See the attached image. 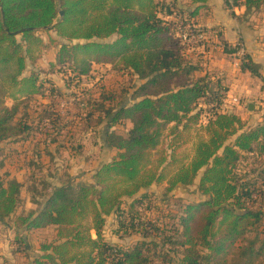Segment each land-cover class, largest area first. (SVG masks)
<instances>
[{"label": "trees", "instance_id": "trees-1", "mask_svg": "<svg viewBox=\"0 0 264 264\" xmlns=\"http://www.w3.org/2000/svg\"><path fill=\"white\" fill-rule=\"evenodd\" d=\"M208 1L0 0V143L37 132L47 145L61 146L80 122V133L103 128L113 154L89 181H44L42 202L33 199L36 208L13 219L15 241L24 249L23 232L54 229L32 264L264 262V226L258 229L264 223V120L251 125L224 111L227 86L202 73L181 37L187 25L198 35L206 31L195 25ZM223 1L229 8L243 6L247 20L264 6V0ZM53 47L51 69H37L41 53ZM223 47L232 54L238 50ZM96 64H110L139 83L117 99L92 78ZM240 67L264 82L251 55L246 53ZM55 71L70 81L93 80L75 93L68 121L51 111L60 92L46 83L52 84L47 75ZM39 96L50 102L37 101ZM34 101L42 110L30 123L25 116ZM125 121L129 129L115 128ZM194 131L190 154L182 151L184 138ZM198 176L203 197L177 200L173 191L194 185ZM162 184L159 195L152 187ZM23 187L0 173L1 223L17 212ZM110 217L118 238L139 240L128 246L110 242Z\"/></svg>", "mask_w": 264, "mask_h": 264}, {"label": "rangeland", "instance_id": "rangeland-1", "mask_svg": "<svg viewBox=\"0 0 264 264\" xmlns=\"http://www.w3.org/2000/svg\"><path fill=\"white\" fill-rule=\"evenodd\" d=\"M209 11L210 10L207 12L205 11L206 17L209 15ZM203 17L205 16L201 18L198 17V23L194 25L197 29H206V31L201 32L200 35L196 34L195 41L190 39V31L185 32V34L181 36L184 43L188 45L186 46V52L189 57L194 63L200 65L202 73L215 76L213 79H220L224 85L232 89V93L227 91V98L222 105L225 111L236 113L238 112V106L240 104L241 110L244 113L243 115H247L249 112L247 103L253 100L256 104L255 109L258 110L260 114L264 113V100L260 99V96L257 98L258 95L250 94V96L241 97V95L236 96L233 94L236 88L233 86V76L230 75L229 69L230 67L231 69L235 67L233 63L238 60L236 59L238 58V53L232 54L223 51L225 40L220 36L221 30L217 26H206ZM244 24L247 28L264 31V6L254 10L251 17L248 21H245ZM237 44L238 42L232 46L236 47ZM56 49L57 48L53 47L44 50L35 65L36 68L49 71V69H51L50 63L54 61ZM47 77L52 80V84L46 83L47 87L56 88V91L60 92L55 95V101L52 104L53 110L51 111L59 114L63 121H68L70 115L66 114V110L70 112L75 111V93L91 87L93 80L91 78H82L81 80L70 81L69 75L60 71L52 72L48 74ZM92 78H95V81L99 83V88H105L107 91H110L111 94L119 96L117 99H120L122 95H126L130 89L132 91V86L139 83L136 76L113 70L110 64L94 65ZM237 83L242 85L244 89L248 86L257 89V84H253L251 80L249 81L246 78L237 81ZM242 94L245 95L246 92ZM37 99V101L41 103L50 102L47 98H41L40 96L37 97ZM37 101L33 102V106L30 107L31 109L28 111L29 115L25 116L30 123L38 121L39 116H37L36 112L40 111V109L42 110ZM12 102L11 99H7L8 105H11ZM236 103L239 104L236 105ZM203 123H206L205 119H203ZM74 124V128H71V132H69L66 137L67 139L70 138L69 142L66 144L65 140H62L60 142L61 144H59L61 146H57L56 144L47 145L44 142V135L41 136L37 132H33L30 137L28 136L25 139L17 138L0 143L1 175L6 178L14 177L24 185L21 194V205L17 212L12 217L8 218L4 224L0 222V264H32L33 255L35 253H40V245L54 238L55 232L53 228H49L30 233L23 232L26 238L27 249H24V246H18L15 241V229L12 221L17 215L26 214L30 209L36 208L33 199H38V201L42 202L40 194L45 192L43 188L44 181H48L51 184L64 183L70 178L75 182L88 181L96 166L112 156L109 147L104 141L105 138L102 133L103 128L80 133V127H82L80 126V122H74ZM130 127L131 124L125 121L122 125L115 128L127 130ZM106 128L107 127H105V129ZM195 137V131L193 134L186 135L184 140H187V142L182 151L186 150L187 153L192 154ZM79 143L84 144L82 148L78 147ZM199 179L200 176L197 177L194 185L188 187L178 186L173 191L177 200H182L185 203L199 200L202 196L197 187ZM33 188L36 190L33 191ZM152 189L159 195H163L164 184L158 186L154 185ZM173 209L174 211L177 210L175 204H173ZM174 211L171 214H174ZM263 226L264 223L258 229L261 230ZM112 231V217H110L108 226L105 229V235L110 242L128 246L139 240L137 236L118 238ZM17 246L20 250L14 252L13 249L16 250L18 248ZM262 264H264V262Z\"/></svg>", "mask_w": 264, "mask_h": 264}, {"label": "crops", "instance_id": "crops-1", "mask_svg": "<svg viewBox=\"0 0 264 264\" xmlns=\"http://www.w3.org/2000/svg\"><path fill=\"white\" fill-rule=\"evenodd\" d=\"M206 5L207 7L204 9H201L199 13L197 14V17H196L197 20H198V17L201 18L202 16H205L203 18H204V22L206 26H209V27L217 26L221 30V33H220L221 38L224 39L225 40L224 43H227L228 45L230 44L235 45L236 42L244 43L243 45H245L244 47L246 48V53L251 55L254 61H256L257 63L261 65V74H262V77L264 78V31L263 30L258 31L257 29L247 28L244 22L248 20L242 18L243 13L245 12V8L243 6L229 8L228 6L225 5L223 0H209ZM208 10H210L208 13L209 15L206 17L205 11L207 12ZM238 16L241 18H238ZM223 51H224V48H223ZM56 52H57V49H56ZM233 65L235 66L233 69H231V67L230 69L228 68L230 70L229 71L230 75L233 76L232 78L233 79L232 81H234L233 86H235L236 88V91H233L235 92L233 94H235L236 96L241 95V97L250 96V94H253V95L256 94L258 95L257 98L260 96V99L264 100V86H263L264 82L262 81V79L256 76H252L247 71H242L240 65L237 64V61L234 62ZM213 78H215V76H213ZM244 78H246L249 81L251 80L253 84H257V89L253 87H249V86L246 87V89H244L242 85L239 84L240 82L237 83V81L244 80ZM231 90L232 89H229V86H228L227 91H229L230 93ZM243 92H246V94L243 95L242 94ZM228 95L232 96L230 94ZM237 104L239 103H236V105ZM238 107L239 109H238V112H236V114L240 115L243 120L248 121L249 124L255 125L261 122L262 120H264V113L260 114L259 111L255 109L256 104L254 103L253 100L247 103V109L249 110L247 115H243L244 113L241 110L240 104ZM90 179H91V176L89 180ZM59 184L60 183L54 184V185H59ZM30 232H33V231H30ZM92 233H93V236L95 237L96 236L95 233L94 232ZM39 250H40V253L38 254H42L40 247H39ZM36 254L37 253H35L34 255Z\"/></svg>", "mask_w": 264, "mask_h": 264}, {"label": "built area", "instance_id": "built-area-1", "mask_svg": "<svg viewBox=\"0 0 264 264\" xmlns=\"http://www.w3.org/2000/svg\"><path fill=\"white\" fill-rule=\"evenodd\" d=\"M188 27H187V31H190L189 33H190V39L191 40H194L195 41V36H196V33H194L191 29H190V25H187ZM186 31V32H187ZM237 46H238V50H237V55H238V60H237V64L238 65H240L241 64V61H242V58L246 55V49H245V47H244V45L241 43V42H238V44H237ZM223 95H224V101L226 100V98H227V91H224L223 92ZM224 103V102H223ZM225 111V110H224Z\"/></svg>", "mask_w": 264, "mask_h": 264}, {"label": "water", "instance_id": "water-1", "mask_svg": "<svg viewBox=\"0 0 264 264\" xmlns=\"http://www.w3.org/2000/svg\"><path fill=\"white\" fill-rule=\"evenodd\" d=\"M59 16L62 18L64 16V11L63 10H59Z\"/></svg>", "mask_w": 264, "mask_h": 264}]
</instances>
